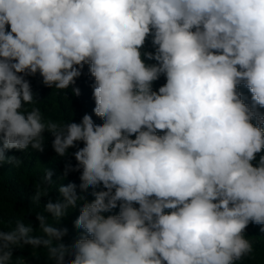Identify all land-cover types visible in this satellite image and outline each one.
<instances>
[{
  "label": "clouds",
  "instance_id": "obj_1",
  "mask_svg": "<svg viewBox=\"0 0 264 264\" xmlns=\"http://www.w3.org/2000/svg\"><path fill=\"white\" fill-rule=\"evenodd\" d=\"M149 36L155 51L142 59ZM86 64L103 123L90 114L46 121L27 77L66 90ZM260 109L264 0H0V167L21 163L9 150L43 152L48 132L57 156L76 149L64 176L80 172V194L61 183L36 227L23 217L0 230V264H27L14 257L25 246L54 264L241 260L253 250L249 224L264 232ZM52 177L48 169L40 184ZM42 196L37 187L32 202ZM77 207L82 231L65 244L68 229L58 225Z\"/></svg>",
  "mask_w": 264,
  "mask_h": 264
},
{
  "label": "trees",
  "instance_id": "obj_2",
  "mask_svg": "<svg viewBox=\"0 0 264 264\" xmlns=\"http://www.w3.org/2000/svg\"><path fill=\"white\" fill-rule=\"evenodd\" d=\"M151 40V36L146 39L145 46L141 50L142 59H144V51H155ZM145 63L152 64L155 61L145 60ZM27 79L30 81L34 98L37 100L34 106L41 110L46 121L67 123L72 120V122L79 123L85 114H90L96 124L103 123V120L96 117L93 112L95 107L93 98L95 80L91 76L87 64L83 68L82 75L76 79L75 85H70L66 90L44 86L39 73L35 76L27 77ZM165 83V77L161 76L158 81L153 82V90H158ZM73 87L80 89L79 96L73 94ZM238 91L241 92L245 102L250 103L251 93L249 90L240 85L238 86ZM260 111L264 113V109H260ZM252 122L255 124V120ZM44 135L46 140L43 152L35 151L29 147L26 151L12 149L6 153L8 156L20 158L21 163L19 166L4 164L3 167H0V230H7L10 226L8 223L10 220L14 221L23 217L26 222H31L36 227L38 222L36 221L35 213L43 211L49 200L55 202L60 198L58 187L61 183L64 185L70 182L75 183L77 185V193L80 194L78 187L80 184V172L72 171L67 176H64L65 166L70 164L75 167L77 163L74 155H72L76 149L70 148L65 157H59L52 148L53 137L51 134L45 132ZM79 146L83 147V143L80 142ZM260 155H264V151L257 155V160ZM255 163L256 161H253L254 165ZM48 169L53 171V183L41 185L40 181ZM37 187H41L47 193V196L41 197L38 206L31 199ZM95 190L99 191L101 188ZM92 191L93 189L90 187L84 193L89 202L94 199V196L91 195ZM165 211L168 212L169 210ZM114 212H118V209L114 210ZM78 215L79 207L70 210L69 214L58 225L68 229V235L63 238L65 244H71L79 238V233L82 230L74 227V221ZM261 227L260 225L249 224L245 230V238L251 241L253 250L241 260L235 261L234 264H264V232L261 231ZM32 252L31 246H25L22 249H15L14 257H21L27 264H54V262L48 260L46 250L36 249L35 256L32 255Z\"/></svg>",
  "mask_w": 264,
  "mask_h": 264
}]
</instances>
